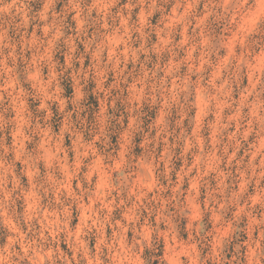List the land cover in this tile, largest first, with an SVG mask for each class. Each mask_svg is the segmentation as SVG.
I'll list each match as a JSON object with an SVG mask.
<instances>
[{"label": "clouds", "instance_id": "clouds-1", "mask_svg": "<svg viewBox=\"0 0 264 264\" xmlns=\"http://www.w3.org/2000/svg\"><path fill=\"white\" fill-rule=\"evenodd\" d=\"M0 264H264V0H0Z\"/></svg>", "mask_w": 264, "mask_h": 264}]
</instances>
